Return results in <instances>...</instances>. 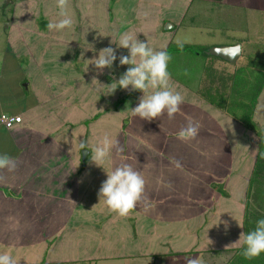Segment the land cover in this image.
Returning <instances> with one entry per match:
<instances>
[{
  "label": "crops",
  "instance_id": "0c3cea01",
  "mask_svg": "<svg viewBox=\"0 0 264 264\" xmlns=\"http://www.w3.org/2000/svg\"><path fill=\"white\" fill-rule=\"evenodd\" d=\"M18 1L36 11L39 4L37 0H0V114L22 115L11 127L0 121V153H7L18 165L11 172L0 170V255L13 257L16 264H185L189 257L208 264L215 253L219 256L237 247L240 229L232 218L234 202H239L233 194L227 205L219 202L226 193L222 190L229 192V188L213 187L214 182L220 183L213 173L220 166L221 151L234 159L236 152L246 151L244 143L236 142L239 131L236 134L233 126L238 120L197 90L201 68L191 62L190 67L182 59L190 55L185 45L191 43L201 44L199 50L206 52L236 41L241 42V52L246 43L262 49L264 0L116 1L115 10L107 15L118 17L113 21L117 25L103 20V46L115 48L118 57L111 69L103 70L106 88L130 67L119 63V56L128 55L129 50L113 43L122 34L147 41L155 50L174 51L169 54L170 84L181 92L184 102L174 118L165 112L151 121L133 114L143 92L128 94L131 86L118 87L115 97L103 93L106 97L92 99L90 93L80 106L81 87L84 96L91 91L93 75L87 72L84 79H77L71 69L68 76L50 78L44 71L55 68L47 65L43 70L42 47L43 40L52 44L53 38H47L33 22L16 24ZM38 19L36 15L37 25ZM27 42L33 56L24 63L21 56ZM27 65L34 76L25 82L23 67ZM35 69L44 74H35ZM188 74L189 80L181 78ZM64 91L75 104L65 118L78 124L69 122L59 129L60 112L51 102L57 98L60 104ZM93 102L101 106L99 111H94L98 106ZM128 119L132 128L126 127ZM188 119L198 123L199 132L185 141L178 133ZM104 121L112 125L102 127ZM77 126L83 132L74 139L71 129ZM241 133L240 139L245 129ZM104 135L118 141L122 150L117 153L113 148L102 166L91 161V148L82 158L80 142L95 146ZM122 163L130 164L145 179L144 199L127 216L110 210L98 196L106 170ZM234 163L230 162V168ZM227 180L224 184L230 183ZM227 257H218L215 264H225Z\"/></svg>",
  "mask_w": 264,
  "mask_h": 264
},
{
  "label": "rangeland",
  "instance_id": "374dc122",
  "mask_svg": "<svg viewBox=\"0 0 264 264\" xmlns=\"http://www.w3.org/2000/svg\"><path fill=\"white\" fill-rule=\"evenodd\" d=\"M37 1L39 2L37 7L38 11H36L35 7L28 6L26 3L24 4L18 1L17 16L19 19L14 18V21L18 25H21V23L23 24V22H33V25L36 28L38 27L37 29H42L45 32L47 38H53L52 44L42 39V50L45 52L43 55V57H45V62L42 68L43 70L46 69L47 65H51V67L54 66L53 68H55L54 71L51 70L52 72L47 70L44 72L49 75L50 78H59L60 74L68 76L69 70L72 69L77 79H84L86 73L91 72L93 79H97V81L91 82V91L88 90L85 96L84 89L81 87L80 96L77 97L80 101V106L83 105L81 102H83L84 98L90 95V93L92 99L96 96L100 98L106 97L103 96V93H105V95L112 94V96L115 97L113 92H111V88H106L103 85V72H99L95 65L91 64V60L99 55L100 49L106 47L105 45L103 46V20L106 22L117 21L118 17L112 16L109 18V15H107L108 10L111 13L115 10L114 7L117 0H68L67 13L71 17L73 24L71 28H65L62 31H50L47 27L49 21H57L60 19L57 0ZM128 1L129 3H133V0ZM36 15L40 17V19L37 20L40 22H38L39 25L35 23ZM107 17L108 20H106ZM119 19L123 20L121 17ZM113 25L115 26L117 23L113 22ZM28 26L30 27V24H28ZM107 30H109L108 24ZM28 43L29 42L25 43L26 50L21 56L24 63H27L33 56V53L29 50ZM54 43L55 45H53ZM260 43L262 44V49H254L246 43L247 45H244L241 55L234 62L212 51L206 52L202 51V49L199 50L201 44L191 43L185 45L187 46L185 47V49L187 48L185 53H189L190 55L182 59V63L186 65H188V62L189 64L191 62V64H196V68L198 66L201 68L197 75V79L200 82L197 84V90L206 98L213 99L226 106L239 123L233 126V128H236V134L239 131L236 142L244 143L246 151L242 150L241 152H236L237 157L235 156V159L233 155L228 156L226 152L221 151L218 159L220 166L218 169H214L213 173L214 178L216 175V179L218 178V182H220H214L213 187L216 189L221 187V190L224 186L229 188V192L225 188V190H222L226 193H224L223 198L221 197L218 199L219 202L227 205V203H229V195L231 194L235 195V199L239 202H234L235 210L232 218V222L240 229L238 236L241 235L242 232L247 234L249 231L254 230L256 222L260 219H264V86L261 88L263 84L262 81H264V40L260 41ZM40 50L41 47H39L38 51ZM200 51L201 55L198 54ZM167 52L171 54L174 51L168 49ZM50 53L56 54L50 56ZM51 58H56V62L49 61ZM177 59L180 63L179 66H182L181 60L179 58ZM254 60L258 61L251 63ZM259 62L262 63L260 64ZM191 64L190 67L192 66ZM29 68L30 65L23 67L27 75L25 82H28V80L32 79L34 76L32 73L28 72ZM34 71L35 74L40 76L44 74L40 73L41 71H39V69H35ZM179 74L181 75L182 72L179 71ZM181 78L189 80L192 77L188 74L187 78ZM59 81L61 82L62 80L60 79ZM43 84L44 86L46 85L45 83ZM80 84L83 85L84 82L82 81ZM46 90L51 91L52 88L47 87ZM67 90L68 89H65V91ZM257 90H259V95L253 109V118L257 126L252 128L244 125L242 127L245 128H242L240 127V125L243 124L242 118L250 111L248 106L251 95L253 96ZM65 91L60 96V104L57 105V98L51 102L55 107L57 106L58 109L56 111L60 112V119L57 120L59 129L67 127L66 124L71 120L68 121L67 118H65L66 114L71 108L73 109L72 106H75V104L69 101ZM132 92L134 91L129 90V93H127L130 94ZM245 102H247V104H245ZM93 104L95 103L93 102ZM96 107L94 111L97 112L101 106L97 104ZM96 112H94V114ZM84 121L85 120L80 122ZM73 122L78 124V120ZM119 124L120 121H118V125ZM109 125V121H104V123H102V127H110L112 123L110 126ZM133 126V122L128 119L126 127L132 128ZM242 129H245V133L240 139V136L243 134L241 133ZM71 130L74 139H78L83 132L82 126H77ZM84 149H80L82 155L80 156L82 158L87 154V152H84ZM112 153L114 152L112 151ZM233 159L235 160L234 167L230 168V162L234 161ZM225 168L227 170H225ZM202 169L207 171L205 168ZM226 180L230 183L224 184L223 181ZM238 221L243 225V228L239 226ZM238 242L239 245L237 247L224 250L225 252L221 253L219 256L215 253V256L208 258V264H215L218 257L227 256L228 261L225 262L223 260L225 264H264V253H261L260 256L253 259H246L242 255L245 247L243 241L239 240ZM217 264L221 263L217 262Z\"/></svg>",
  "mask_w": 264,
  "mask_h": 264
},
{
  "label": "clouds",
  "instance_id": "9594fccd",
  "mask_svg": "<svg viewBox=\"0 0 264 264\" xmlns=\"http://www.w3.org/2000/svg\"><path fill=\"white\" fill-rule=\"evenodd\" d=\"M57 7L60 19L49 21L48 29L62 31L65 28H71L73 21L67 13L68 0H57ZM113 43H116L117 47L129 50L128 55L121 54L119 56V63L120 65H130V67L118 81L111 83V92H114L118 87L127 90L131 86L132 91L143 92L139 98L138 106L133 108L134 115L151 121L166 112L169 119L174 118L175 114L180 111L184 97L170 84L171 74L168 71V64L171 56L166 48L155 50L147 41L137 39L128 33L122 34L119 40H113ZM176 43L183 49V42L178 39ZM117 58L116 49L108 46L99 50V55L91 60V64H94L102 73L105 68L111 69ZM149 89H153V91L150 93ZM198 132V123L188 119L186 126L179 131L178 138L185 141L194 139ZM84 148H91V161L101 166V162L110 157L113 148L117 153L122 150L119 147V142L113 141L108 135H104L95 146H90L87 141H81L80 149ZM17 166V161L14 158L7 153H0V170L8 169L11 172ZM106 172L107 179L102 182L98 196L100 200H104L110 210L120 216H127L136 208L138 202L144 199L145 179L128 163H122L111 171L106 170ZM225 223L227 226V222ZM239 226L243 228L240 222ZM239 240H242L245 246L242 255L246 259H253L264 253V219L256 222L254 230L247 234L242 232ZM0 264H16V261L13 257L3 254L0 255ZM185 264H202V260L199 257H189Z\"/></svg>",
  "mask_w": 264,
  "mask_h": 264
},
{
  "label": "water",
  "instance_id": "95a60500",
  "mask_svg": "<svg viewBox=\"0 0 264 264\" xmlns=\"http://www.w3.org/2000/svg\"><path fill=\"white\" fill-rule=\"evenodd\" d=\"M210 51L234 62L241 54V42L236 41L233 44L215 45L210 48ZM86 151L87 149H84V152Z\"/></svg>",
  "mask_w": 264,
  "mask_h": 264
},
{
  "label": "trees",
  "instance_id": "16d2710c",
  "mask_svg": "<svg viewBox=\"0 0 264 264\" xmlns=\"http://www.w3.org/2000/svg\"><path fill=\"white\" fill-rule=\"evenodd\" d=\"M255 61H258V60H254L251 63H254ZM262 82H263V84L261 85V88L264 86V81H262ZM258 95H259V90H257L253 96L251 95V100L249 101V106H248V109L250 111L245 116H243V118H242L243 124L246 125L247 127L255 128L257 126V124L253 118V109L256 105ZM209 100H211L214 104H216L217 106L227 110L228 112H230L232 114V112L230 110H228V108H226V106L222 105L221 103L216 102L213 99H209ZM245 104H247V102H245Z\"/></svg>",
  "mask_w": 264,
  "mask_h": 264
},
{
  "label": "built area",
  "instance_id": "2783aa9c",
  "mask_svg": "<svg viewBox=\"0 0 264 264\" xmlns=\"http://www.w3.org/2000/svg\"><path fill=\"white\" fill-rule=\"evenodd\" d=\"M22 119V115L21 114H6L4 112H2L0 114V121L8 126L11 127L15 124V122L20 121Z\"/></svg>",
  "mask_w": 264,
  "mask_h": 264
}]
</instances>
